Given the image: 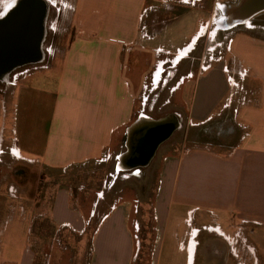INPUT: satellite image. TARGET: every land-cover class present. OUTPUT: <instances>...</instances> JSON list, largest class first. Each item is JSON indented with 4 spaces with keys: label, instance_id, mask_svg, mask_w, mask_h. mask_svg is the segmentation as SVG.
Listing matches in <instances>:
<instances>
[{
    "label": "crops",
    "instance_id": "1",
    "mask_svg": "<svg viewBox=\"0 0 264 264\" xmlns=\"http://www.w3.org/2000/svg\"><path fill=\"white\" fill-rule=\"evenodd\" d=\"M168 1L72 0V36L63 52L49 50L45 65L0 80V221L9 223L7 230H0V264H38L47 256L44 249L43 254L35 249L36 238L46 236L37 224L41 218L50 227L82 235L95 220L99 204L98 199L85 216L73 207L69 192L60 189L46 197L49 206L42 208L36 195H26L25 189H33L35 183L8 181V170L24 166L66 172L109 155L118 159L126 151L128 128L139 116L162 118L144 110L137 115V96L145 106L143 93L163 91L174 77L167 92L186 104L185 130L178 151L166 148L155 166L159 185L154 200L160 220L168 219V211L161 208L165 201L180 205L193 201L219 220L229 214L264 223V34L249 30L248 23L247 31L231 37L224 57L209 53L191 61L190 52L181 57L185 53L179 55V50L163 57L161 47H147L154 45V39L177 48L197 41L201 27L193 21L189 35L176 39L168 30L170 21L161 19L178 7L169 8ZM174 20L177 28L182 19ZM255 43L260 49L257 55L250 54ZM248 70L251 79L263 78V87L244 85ZM232 73L241 75L247 100L240 104L232 102L236 86ZM223 126H229L227 131ZM180 127L179 121L173 133ZM208 134L213 140L206 139ZM127 213L113 204L98 214L88 264H98L94 242L107 222L112 237L118 226L123 229L130 248ZM216 229L227 236L219 226ZM170 234L175 236L174 230ZM194 244L192 239L190 250Z\"/></svg>",
    "mask_w": 264,
    "mask_h": 264
},
{
    "label": "rangeland",
    "instance_id": "2",
    "mask_svg": "<svg viewBox=\"0 0 264 264\" xmlns=\"http://www.w3.org/2000/svg\"><path fill=\"white\" fill-rule=\"evenodd\" d=\"M10 1L0 0V13L2 9H6ZM234 1L236 0H197L194 4H183L177 0H169L167 2L169 8L178 6L176 10L162 14L164 17L161 19L170 21L169 32L173 31L174 34H172L176 39H182L183 35H189L193 28V21L195 23L198 21L201 23L198 39L197 41L194 39L191 43L186 42V45L176 48L170 44H160L157 41L159 39L155 37L154 45L147 47L153 49L161 47V50L164 51L163 57H172L177 50H179V55L185 53L181 57L190 52L191 61L193 58L198 59L209 53L216 54L217 58L224 57L231 37L247 31L246 23L226 30H214L211 18L214 15L216 4ZM46 2L47 13L41 46L42 53L46 54L49 50L54 54L62 53L72 36L70 15L73 3L72 0H46ZM175 18L182 19L177 28H173L177 26ZM249 25L251 28L249 30L254 31L255 34H264V12L253 16L249 20ZM193 46L194 49L191 50ZM253 47L256 50L250 54H259L258 44L255 43ZM43 57L41 63H32L22 69L32 70L40 65H45L48 59L47 54ZM227 65L232 67L228 61ZM234 75L236 86L232 87V102L240 104L247 99L242 95L241 75H237V73ZM249 76L250 71L248 70L244 85L252 84L256 87H263L262 77L251 79L252 77ZM176 78L174 77L168 82L167 88L174 83ZM142 79L141 76L137 78L138 82L139 80L142 82ZM167 88L160 92H144V96L147 97L145 106L142 105L140 96H137V115L143 112L142 110L153 118L178 113L181 123V127L167 141L160 144L147 167L132 172H118L117 159L114 155H109L104 158V161L76 166L66 172L24 166L8 170L6 173L8 181L35 183L33 189H25L26 195H36L35 198L42 202V208L47 209L49 206L46 197H52L60 189H66L69 192L70 199L74 202L73 207L82 211L85 216L92 212L94 209L92 204L99 199V204L95 208V220L86 225L85 233L82 235L71 230L50 227L49 222L42 221V218L37 222L41 227V233L46 236L42 235V238H36L35 249L42 251V254L44 253L43 249L47 251V256L41 257V263L38 262V264H88L91 254L90 239L92 230L97 223V216L99 213L109 210L113 204L117 207H124L128 212L127 226L130 231L131 246L129 248L128 238L120 226L116 228V234L112 237L108 233L109 222H107L100 233V239L94 242V247L97 250L95 261L98 264H264V223L240 220L229 214L222 215V219L219 220L215 218L214 212L209 213L202 206H196L197 203L193 201L183 205L165 201L161 208L168 211V219L166 222L160 220L161 213L157 208L159 206L154 200V194L157 185H159V174L155 166L158 165L159 158L166 152V148L176 152L179 147L178 142L181 141L179 137L185 130L186 113V104L183 106L176 94L168 93ZM167 100L169 104L164 105ZM223 127L225 130L229 126ZM224 134L220 136H224ZM213 138L212 134H208L206 137L207 140H213ZM188 144L185 142L183 148L187 149ZM200 217L202 218L200 219ZM6 224V221H0V230H7L9 223ZM217 226L227 236H220L217 233ZM173 230L175 236L170 234ZM48 233L51 236H47ZM192 239L195 244L190 250ZM129 256L131 260H129Z\"/></svg>",
    "mask_w": 264,
    "mask_h": 264
},
{
    "label": "water",
    "instance_id": "3",
    "mask_svg": "<svg viewBox=\"0 0 264 264\" xmlns=\"http://www.w3.org/2000/svg\"><path fill=\"white\" fill-rule=\"evenodd\" d=\"M214 10L211 23L226 30L263 12L264 0H236L217 4ZM46 11L47 2L43 0H22L0 18V69L12 70L40 58ZM12 52L19 54L10 56ZM178 127L174 114L156 120L139 116L128 128L126 151L118 157L117 169L126 171L147 166L158 146Z\"/></svg>",
    "mask_w": 264,
    "mask_h": 264
},
{
    "label": "bare ground",
    "instance_id": "4",
    "mask_svg": "<svg viewBox=\"0 0 264 264\" xmlns=\"http://www.w3.org/2000/svg\"><path fill=\"white\" fill-rule=\"evenodd\" d=\"M20 1H22V0H13V3H12V5L10 6V8L13 6V5H15V3H17V2H20ZM43 1H45V0H43ZM46 2V1H45ZM219 5V4H218ZM221 5V4H220ZM9 8V9H10ZM8 12V11H7ZM3 16V15H2ZM43 17L45 18V15L43 14ZM43 18V20H45ZM211 21H212V18H211ZM249 21H247V22H245L246 24L248 23ZM43 25H45V21H43ZM217 29H219L217 26H215L214 25V30H217ZM45 30V29H44ZM224 30V29H223ZM43 32V31H42ZM44 36V35H43ZM40 59H41V57L40 58H38V60L37 61H35V62H39L40 61ZM34 62V61H33ZM34 62V63H35ZM13 70V69H12ZM12 70H10V69H0V80H2V79H5L8 75H10L11 74V71Z\"/></svg>",
    "mask_w": 264,
    "mask_h": 264
},
{
    "label": "flooded vegetation",
    "instance_id": "5",
    "mask_svg": "<svg viewBox=\"0 0 264 264\" xmlns=\"http://www.w3.org/2000/svg\"><path fill=\"white\" fill-rule=\"evenodd\" d=\"M9 8H10V6H8L7 9H5V10L2 9V13H1V14H2V15H5V13L8 11ZM263 12H264V11H263ZM260 13H262V12H260ZM258 14H259V13H258ZM2 15H1V16H2ZM255 16H256V15H255ZM0 18H1V17H0ZM252 18H253V17H252ZM250 19H251V18H250ZM248 23H249V22H248ZM248 23H247V24H248ZM43 39H44V38H43ZM40 45L42 46V44H40ZM41 46L39 47L40 50H41V51L39 50V51H40V57L43 56V53H42V56H41V52H42ZM8 53H10V52H8ZM12 54H13V55H18L19 53H17V52H12V53L10 54V56H12ZM30 64H31V63H26V64H23V65H20V66L15 67V68L11 71V74L14 73V72H16V71H18V70H20V69H22V68H25L26 66H28V65H30ZM33 64H34V63H33Z\"/></svg>",
    "mask_w": 264,
    "mask_h": 264
},
{
    "label": "built area",
    "instance_id": "6",
    "mask_svg": "<svg viewBox=\"0 0 264 264\" xmlns=\"http://www.w3.org/2000/svg\"><path fill=\"white\" fill-rule=\"evenodd\" d=\"M177 1L183 4H194V2L197 0H177Z\"/></svg>",
    "mask_w": 264,
    "mask_h": 264
}]
</instances>
